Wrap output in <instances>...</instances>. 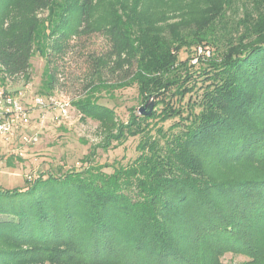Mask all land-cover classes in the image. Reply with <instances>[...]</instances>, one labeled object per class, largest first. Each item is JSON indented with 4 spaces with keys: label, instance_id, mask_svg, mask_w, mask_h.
<instances>
[{
    "label": "trees",
    "instance_id": "obj_1",
    "mask_svg": "<svg viewBox=\"0 0 264 264\" xmlns=\"http://www.w3.org/2000/svg\"><path fill=\"white\" fill-rule=\"evenodd\" d=\"M94 10L95 0H0V86L39 54V93L53 95L74 41L102 36L108 47L89 53L71 104L99 124L104 150L140 137L112 173L92 153L80 170L0 189V264H226V254L264 264V0H183L167 34L136 10L97 25ZM132 86L161 98L160 113L132 110L124 123L100 103Z\"/></svg>",
    "mask_w": 264,
    "mask_h": 264
},
{
    "label": "rangeland",
    "instance_id": "obj_2",
    "mask_svg": "<svg viewBox=\"0 0 264 264\" xmlns=\"http://www.w3.org/2000/svg\"><path fill=\"white\" fill-rule=\"evenodd\" d=\"M182 1L95 0L94 22L97 25H103L115 15L124 17L136 10L143 20L153 26V29L165 30L163 32L167 34L176 30L179 18L176 17L177 12L176 14L174 12L179 9ZM195 6L197 4H194L193 7ZM72 9L70 24L74 26L77 24L74 19H77L78 7L74 6ZM80 42L74 41L72 52L67 56L64 64H60L59 72L57 71L59 83L53 93L59 99L69 101L68 118L60 119L56 110L35 108L32 104L35 97L42 96L39 91L46 61L39 54H36L32 59L29 75L9 78L4 84L3 88L11 92L23 93L26 104L28 103L32 110L30 125L22 133L15 135V138L10 141H5L0 136V189H23L27 185L29 176H39L43 173L59 174L70 169L80 170L88 165L86 162L91 158L92 153H94L92 156L94 163L107 166L104 168L106 173H112L115 167L126 165L137 157L136 147L140 137L130 138L117 148L104 150L105 135L99 129V124L91 120L84 122L81 119V113L71 104L72 101L79 100V97L85 92L86 60L89 53L108 47L102 36L87 40L83 48ZM197 53L200 56L203 52L198 50ZM209 56L210 54L207 53L206 57ZM184 57H186L185 53ZM195 60L197 61V59ZM199 65L196 64L195 70ZM107 76L113 82L117 80V74H108ZM198 84L203 89L207 83L198 79ZM112 98L102 99L100 103L113 109L118 121L124 123L128 121L132 110L141 115L139 114L140 108L149 101L154 103L153 111L157 113H160L164 107V104L158 105L161 98L142 99L136 86L117 90ZM150 122L154 125L158 123V119H153ZM171 124L168 122V126ZM35 133L38 134L39 142L36 145L22 147L21 139L25 135ZM114 143L116 144L112 138L109 145L113 147ZM20 149L25 152L23 158L18 156ZM242 170L245 168L242 167L239 171ZM229 172L237 174L235 169L229 170ZM261 238L263 239L261 244L264 247V234ZM248 260V257L236 254H226L221 258V261L226 264H242Z\"/></svg>",
    "mask_w": 264,
    "mask_h": 264
},
{
    "label": "built area",
    "instance_id": "obj_3",
    "mask_svg": "<svg viewBox=\"0 0 264 264\" xmlns=\"http://www.w3.org/2000/svg\"><path fill=\"white\" fill-rule=\"evenodd\" d=\"M35 108H52L58 112L60 119L69 116L70 103L66 99L61 100L57 96H37L32 102ZM31 110L25 102V96L21 92H11L0 86V136L5 141L15 138L28 128L31 121ZM39 142L38 134L25 135L21 139L22 147L36 145ZM18 156L25 157V152L18 150ZM31 179V176L29 177Z\"/></svg>",
    "mask_w": 264,
    "mask_h": 264
},
{
    "label": "water",
    "instance_id": "obj_4",
    "mask_svg": "<svg viewBox=\"0 0 264 264\" xmlns=\"http://www.w3.org/2000/svg\"><path fill=\"white\" fill-rule=\"evenodd\" d=\"M154 97L155 96H151L150 99H152ZM153 109H154V103L149 101V102H147V104L145 106L140 108L139 114H141L142 116H150L153 112ZM29 177H28L27 183L33 182L39 176H34V177L31 176V179Z\"/></svg>",
    "mask_w": 264,
    "mask_h": 264
}]
</instances>
